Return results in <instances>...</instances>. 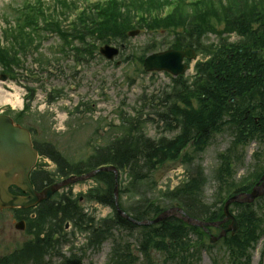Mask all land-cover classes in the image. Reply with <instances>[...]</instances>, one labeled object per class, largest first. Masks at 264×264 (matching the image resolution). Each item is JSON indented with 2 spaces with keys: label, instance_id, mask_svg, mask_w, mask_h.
<instances>
[{
  "label": "trees",
  "instance_id": "trees-1",
  "mask_svg": "<svg viewBox=\"0 0 264 264\" xmlns=\"http://www.w3.org/2000/svg\"><path fill=\"white\" fill-rule=\"evenodd\" d=\"M56 2L61 8L59 16L67 17V8L73 6V3L70 0ZM97 8L100 13H97L94 19L85 18L81 21L83 31L78 32L77 41L84 40L81 34L89 35L96 43L106 42L108 39L120 41L135 28L146 29L164 35L171 34L173 38L170 48L182 50L192 47L205 60L198 62L196 66L194 85L181 78L175 81L169 91L164 90L157 97L161 106L157 109L159 122L164 124L168 132L177 130L174 137L150 139L141 131L139 122L136 121L138 117L134 121L126 117L123 126L128 128L124 137L114 140L108 148L99 149L78 167L63 165V171L67 167L69 174L80 175L107 165H114L122 175L128 170V185L124 186L123 180L119 183L120 207L139 221L154 219L175 205L182 207L191 217L210 221L222 219L221 205L227 196L240 190L239 187L233 189V185L228 182L225 186L222 185L214 206L205 204L199 194L205 182L201 155L211 145L214 136L221 133L225 127L233 130L232 135L237 138L236 144H243L248 137H262L244 125L247 122L239 123V118L235 120V117L231 116L229 112L233 110V106L229 100L233 97L240 99L237 107L239 112H242L241 118H244L249 98L264 99V0H129L121 4L115 0L107 3L105 8L100 5ZM120 9H123V12H120ZM16 15L18 28H11L12 31L8 32L9 41L13 42L12 50H25L29 43L24 38L38 35L34 28L38 21L44 23L45 15L38 14L30 7H25ZM60 25L61 23H58L51 27L54 31H59ZM73 25L75 29L76 23ZM220 25L223 26V31L219 32ZM24 30L34 32L25 36ZM235 32L241 36V40L232 44L229 42V36ZM209 34L218 36L216 42L208 41ZM94 46L92 45L93 48ZM8 52L10 61L0 49V62L9 66L10 72L14 66V58L10 56L9 50L5 53ZM194 98L198 102V109L192 107ZM244 149L237 148V160H241L240 155ZM179 160L184 165L193 167L187 183L173 192L164 193L160 198L140 195L136 203H129V200L137 198L130 195L132 190L146 191L147 186L156 187V169ZM232 163L229 158V165L225 162L221 167L222 173L227 177L231 172ZM195 165H199L196 170ZM263 171L264 166H258L254 180L259 179ZM251 179H246V183H252ZM199 180H202L201 183ZM96 181L104 186L98 185L85 195V198L89 202H98L110 207L113 213L109 217L96 223L94 218H89L84 213L78 203L79 199H65L64 206H43L35 222L37 235L42 233L45 227L48 228L46 240L42 243L38 240L31 246L24 247L21 253L0 259V264H49L47 258L50 262L59 258L62 264H86L84 257L80 255L66 258L61 251V239L56 242L52 240L54 229L48 224V218L56 219L58 214L72 220L81 232L90 233L87 245L90 249L98 250L106 243L111 245L107 264H201V252L205 248L201 244H207L209 239L202 229L191 227L176 218L140 228L117 214L113 175L100 173L96 176ZM244 183L245 179L242 185ZM125 197H128L127 201L124 200ZM199 203L202 204L200 208ZM240 207L237 214L239 233L228 236L223 243L231 253L230 262L232 259L242 264L244 259L249 264L251 251L264 237V199L258 201L256 206ZM155 254L160 256L159 260L151 258ZM216 262L217 258L215 264Z\"/></svg>",
  "mask_w": 264,
  "mask_h": 264
},
{
  "label": "rangeland",
  "instance_id": "rangeland-1",
  "mask_svg": "<svg viewBox=\"0 0 264 264\" xmlns=\"http://www.w3.org/2000/svg\"><path fill=\"white\" fill-rule=\"evenodd\" d=\"M23 2L25 1L0 0V39L2 38L4 45L6 41L3 38V31L6 24L17 26L18 17L14 11ZM77 25L80 28L78 23ZM79 28L74 29L73 24L64 20L59 26L60 30H56L54 35L43 36L38 32V35L34 34L36 35L34 38H24L29 44L32 43L29 52H27L28 48L12 50L13 42H10L9 51L16 55L14 68L13 72L7 74L9 66H4L0 62V86L3 92L11 94L18 92L22 97V106L15 109L10 105H2L0 114L5 112L13 116L20 125L39 132L40 136L36 138L37 140L54 144L62 156L71 163L86 161L97 148H108L114 140L124 137L128 128L123 126L126 117L130 121L138 117L136 121L139 122L141 131L151 139H158L161 135L174 137L177 130L166 131L164 124L158 122V110H156L159 107L157 94L168 87L171 80L164 73L147 74L143 68L147 56L170 48L173 36L139 28H135L134 31L132 28L137 34L133 36L127 34L128 36L120 41L108 39L106 42H97L94 48H85L93 42V39H89L80 48L76 40L79 37ZM218 31H223L222 25L218 26ZM208 38L209 42L217 39L216 34L209 35ZM233 38L237 39L236 36ZM234 39L231 41H235ZM104 45L116 48L119 56L111 60L102 57L100 48ZM199 59L204 58L198 56ZM194 64L185 74L186 78L193 76ZM2 77H6V80L2 81ZM54 97L57 98L54 100L55 103L49 105L48 101ZM194 105V108H199L196 101ZM231 140L232 136L228 133L216 134L212 144L203 153L205 182L202 184L203 189L200 186L199 194L208 206H214L216 196L219 197L217 189L220 156L227 154L230 146L235 147V143ZM259 149L264 152V143L260 145L248 143L243 159H233L229 177L226 176L227 179L224 180L226 182H221V185L230 182L235 189L242 185L244 179L251 177L253 179L250 182L253 183L256 178H254L256 158L253 157V153ZM261 160L264 161V157ZM156 170L154 173L156 187L147 186L146 191L132 190L130 195L137 198L129 200L130 204L136 203L138 197L142 195L158 198L163 192H170L184 184L189 177L188 167L183 165L181 160L167 163ZM126 173L128 170L120 176L124 186L130 181ZM199 181L201 183L202 180ZM95 186L96 184L90 182L78 185L75 190L78 188L86 191ZM119 195H121L120 191ZM124 200L127 201L128 197ZM201 205L199 203L198 207L200 208ZM82 207L87 217L94 218L96 223L112 214L110 208L96 205L88 200L83 201ZM235 211L237 213L238 209ZM14 217L15 213L12 211L0 212V257L12 255L21 248L23 250L24 246H31L33 241L41 240V237L49 232L45 227L38 237L36 235L30 237L27 233L16 230ZM53 224L57 229L58 224L56 222ZM52 234V240L66 239L65 242L61 240L63 242L61 251L65 256L78 254L84 257L86 264H107L111 251L109 243L98 250L83 248L81 253L79 248L87 243V234L81 233L73 224L70 223L66 234L54 235V232ZM201 245L205 246L201 252V264H215L216 258V264H233L234 261L231 259L230 262L229 259L231 253L224 244L210 245L207 242ZM159 257L158 254L151 256L152 259L157 260ZM241 263L247 264L244 259ZM53 264L61 263L55 260ZM249 264H264V237L251 251Z\"/></svg>",
  "mask_w": 264,
  "mask_h": 264
},
{
  "label": "water",
  "instance_id": "water-1",
  "mask_svg": "<svg viewBox=\"0 0 264 264\" xmlns=\"http://www.w3.org/2000/svg\"><path fill=\"white\" fill-rule=\"evenodd\" d=\"M136 34V33H134ZM133 34V35H134ZM101 53L107 57L112 58L117 54L116 50L109 47L101 49ZM196 58L195 51L186 49L185 51H166L159 54H154L146 58L144 67L147 72L153 71H166L174 76L183 74L187 69L186 65H183V60H192ZM36 162V152L32 148L30 134L27 130L14 125L13 121L9 117H0V207L1 208H26L35 205L39 201L46 199L50 196V192L54 189L45 191L42 194H37L28 180V174ZM99 172H111L115 175L116 187H115V201L118 214L125 217L139 226L158 224L170 216H177L186 223L197 227H216L215 223L201 222L188 217L184 211L180 208H173L157 217L153 221L138 222L132 220L125 213H123L118 205V171L115 167L102 168L97 171H93L85 176L72 177L66 180L61 185H57L55 188H59L62 185L74 183L76 181H84L89 178H93ZM262 187L254 189L252 194H245L233 197L227 201L224 207L226 220L231 221V225L228 231H232L235 234L238 230V223L235 217L230 213L229 208L232 203H251L256 198L262 196L264 193V176L262 178ZM15 185L21 188L25 192H29L30 196L27 198L17 197L8 192V187ZM19 228V227H18ZM217 239H212V243H215Z\"/></svg>",
  "mask_w": 264,
  "mask_h": 264
},
{
  "label": "flooded vegetation",
  "instance_id": "flooded-vegetation-1",
  "mask_svg": "<svg viewBox=\"0 0 264 264\" xmlns=\"http://www.w3.org/2000/svg\"><path fill=\"white\" fill-rule=\"evenodd\" d=\"M235 102H236V101H235ZM257 102H258V104L261 106V105L264 104V99H259ZM256 109H257L256 105H253V106H252V111H253V112H252V111L247 112L245 118H246V119L249 118L250 120H254V121L256 122V124H259L260 126H263V125H264V113H256ZM238 115H239V113H238ZM44 178H45L44 182H43L42 184H39V183H38V185H37V188H38L40 191H42V190H44L45 188H47V187L49 186V185H48L49 182H52V179H51L50 177L45 176ZM47 178H48L49 180H47ZM55 197H56V195L52 197V200H53ZM6 211L9 212V210H6ZM26 229H27V227H26Z\"/></svg>",
  "mask_w": 264,
  "mask_h": 264
},
{
  "label": "bare ground",
  "instance_id": "bare-ground-1",
  "mask_svg": "<svg viewBox=\"0 0 264 264\" xmlns=\"http://www.w3.org/2000/svg\"><path fill=\"white\" fill-rule=\"evenodd\" d=\"M1 89L2 87L0 86V106L10 105L15 109L22 106V97L18 92L16 94H11L5 91L3 92Z\"/></svg>",
  "mask_w": 264,
  "mask_h": 264
}]
</instances>
